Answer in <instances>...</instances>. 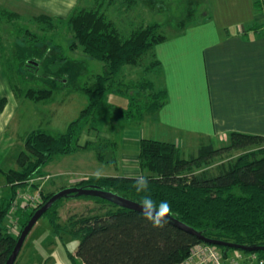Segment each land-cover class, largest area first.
<instances>
[{
  "label": "trees",
  "instance_id": "16d2710c",
  "mask_svg": "<svg viewBox=\"0 0 264 264\" xmlns=\"http://www.w3.org/2000/svg\"><path fill=\"white\" fill-rule=\"evenodd\" d=\"M147 2L151 3V7H156L151 0ZM255 4L264 11V0H257ZM22 17L16 12L0 8V20L13 21ZM31 21L46 33L57 29L60 22L68 24L73 31L71 50L81 48L86 56L104 64V72L95 76L94 84L77 85V89L88 96L89 102L80 116L69 124L67 131L56 134L42 129L32 131L26 137V149L18 156V168L5 171L0 165V174L5 177L11 189V196L0 202V264H6L23 228L35 211L57 192L45 194L41 190L43 200L38 205L32 209L17 208L15 215L21 228L18 236L6 224L18 203L19 192L30 187L31 180L42 175L49 163L59 156L71 155L80 149L94 150L102 163L116 160L118 142L101 136L97 126L102 116L101 105L109 93H119L128 98L126 109H115L127 124H140L146 116L160 111L169 100L167 90L157 87L163 69L154 48L169 37L161 32L162 24H142L123 35L102 6H83L81 1L66 19L40 14L32 17ZM260 29H264V24L249 28ZM42 37L27 30L21 42L17 43H22L21 46L27 49L23 69H20L22 73L27 70L35 73L43 63L49 72H44L45 76L41 79L54 80L51 88L13 89L16 93L20 90L24 97L36 101L50 99L54 90L70 85L67 73L53 74L56 70L53 64L64 59L62 55H51L59 46L46 36ZM147 59L149 64L144 72H151L155 78L126 81L124 69L127 66L138 67ZM6 102V97L0 99L1 111ZM85 130L90 133L94 131L98 135L95 139L80 143V136ZM234 150L244 152L230 162L228 167L210 175L203 171L205 164L212 162L224 151ZM139 164L146 173L136 177L87 176L74 186H95L140 203L144 196H150L156 205L168 203L169 207L161 209V212L170 214L208 238L241 245L264 246V136L231 132L226 146L216 148L213 144H204L198 154L190 158L183 157L181 148L173 142L143 138L140 142ZM139 177L147 178L148 192L137 191L136 181ZM39 187L33 186L38 192ZM72 198L93 200L105 209L98 212L92 210L90 214L70 218V234L79 241L76 255L70 254V257L74 261L81 260L82 264H179L195 245L202 243L171 220L159 217L148 219L142 211L89 195L61 198L43 215L48 217L54 233L60 234L63 230L59 212L61 204L65 199ZM153 220L160 223L155 224ZM215 246L222 250L225 257L238 251L246 255L256 253L259 259H264V250L248 252Z\"/></svg>",
  "mask_w": 264,
  "mask_h": 264
},
{
  "label": "rangeland",
  "instance_id": "374dc122",
  "mask_svg": "<svg viewBox=\"0 0 264 264\" xmlns=\"http://www.w3.org/2000/svg\"><path fill=\"white\" fill-rule=\"evenodd\" d=\"M80 1L83 6H102V9L106 10L107 16L116 23L123 35L128 34L134 27L139 25L158 22L162 24L161 32L170 36L183 31L187 25L211 19L214 15H216L219 22H229V28L234 30V20L238 19L235 15L232 16L233 13L228 11V4H220L218 11L213 10L212 2L214 0H151L153 5L155 4V8L150 6V2H147L150 0ZM224 1L228 3L230 0ZM22 16V18H16L13 21L0 20V89L2 87L6 89L3 92L0 90L2 96H7L9 93L7 88L9 87L26 90L29 87L51 88L54 86L52 84L54 80L45 78V81H43L41 79L42 76H45L44 72H49L43 63L39 71L35 73H29L28 70L25 71L26 73H22L23 70H20L23 69L22 63L24 57L27 56V49L21 46L22 43L19 45L17 43L21 42V38L26 34L27 30L36 32L43 37L46 36V38L52 40L53 44L59 46L57 50L52 51L51 55H62L64 59L62 61L59 60L57 64H53L56 70H54L55 73H52L54 75L67 73L66 76L69 78L70 85L54 90L50 99L40 101L24 97L20 90L17 93L16 91L14 92L19 106L15 119H13L8 128L7 133L9 136L11 135V138L6 143H0V165L5 171L18 168V156L26 149V137L32 131L42 129L55 134L67 131L69 124L80 116L81 111L89 102L88 96L78 90L77 85L94 84L95 76L104 72V64L102 62L86 56L81 48L75 51L71 50L70 42L73 37V31L68 24L60 22L57 29L46 33L38 25L32 23L31 18L33 16L28 14ZM40 50L43 52L42 48ZM148 64L149 61L147 59L143 60L138 67L127 66L124 69L126 81L143 77L151 79L152 73L144 72V69L147 71L146 67ZM52 73L50 74L53 75ZM67 78H65V82H67ZM107 105L106 100L101 105L102 116L99 118L97 126L100 128L101 136L104 137L103 133L106 134L108 131H112L111 138L117 140L119 133L117 132L116 134L115 131L120 129L125 123V119L111 121L112 126H110L106 118L110 117L112 112ZM116 111L114 110L113 114L116 113L115 115L118 118V112ZM87 132L85 130L80 136V143H85L87 140L84 137ZM94 133V131H91V135H94ZM90 139H94V137ZM155 139H158V137ZM228 142L229 138L227 141L218 140L215 146H218L217 148L224 147ZM197 148L198 146H192L189 150L182 148L183 157L190 158L198 154ZM243 152L244 150L224 151L212 162L205 164L203 171L209 175L219 173L222 168L228 167L230 162L236 160ZM94 154L96 155L94 150L80 149L73 155L59 156L55 161L47 165L42 175L31 180L30 187L19 192L18 203H16L6 222L10 229L17 236L19 235L21 228L15 212L17 208L32 209L42 202L41 190L45 194L58 192L59 188L57 189L54 186H62L66 182L71 181L72 178L76 182L93 173L98 175L101 172L108 173V171H111L114 174L117 171L115 166L109 167L106 164H102L95 158ZM119 155L120 151L118 150L117 164L120 163ZM59 167L65 169V172L61 173L62 175L54 170ZM46 170H51V174L56 173V176L45 174ZM79 170L87 171L78 174L77 171ZM34 185L41 187V189L39 187V192L35 191ZM92 210L96 212L105 211L99 203L93 200L65 199L59 209L62 232L60 234L54 233L48 217L43 216L28 235L15 264H82L81 260L76 259L74 261L70 257V254L76 255L79 244V241L70 234V218L71 216L80 217L90 214Z\"/></svg>",
  "mask_w": 264,
  "mask_h": 264
},
{
  "label": "crops",
  "instance_id": "0c3cea01",
  "mask_svg": "<svg viewBox=\"0 0 264 264\" xmlns=\"http://www.w3.org/2000/svg\"><path fill=\"white\" fill-rule=\"evenodd\" d=\"M79 1L0 0V8L33 17L48 14L67 18ZM256 1L212 2L213 10L217 11L220 4H228V11L238 18L233 19L234 30L229 28V22H219L214 15L211 19L185 26L183 31L155 45L154 52L163 69L157 87L167 90L168 103L155 115L146 116L140 124L124 123L115 131L119 133L116 141L120 163L115 160L102 164L115 166L117 171L98 175L136 177L146 173L139 164L143 138L158 137V140L175 143L181 150L198 146L199 151L204 144L215 146L218 140L227 141L231 132L264 136V29L249 30L256 24H264V11L257 8ZM0 90L6 91L3 87ZM7 91V96H2L0 92V99L7 98L3 110H0V143H6L11 138L7 132L19 106L13 88L9 87ZM105 100L112 112L106 119L112 126L111 121L121 119L113 111L126 109L129 100L115 92L109 93ZM87 133L84 136L87 139L96 138V132L94 135ZM111 134L112 131L103 133L106 138H111ZM95 158L98 160L96 155ZM54 170L60 175L65 172L63 167ZM86 171L79 170L77 173ZM45 174L56 176V173L51 174V170H46ZM93 175L96 174L90 176ZM77 182L72 178L62 186L54 187L60 190ZM10 196V186L0 174V202Z\"/></svg>",
  "mask_w": 264,
  "mask_h": 264
},
{
  "label": "water",
  "instance_id": "95a60500",
  "mask_svg": "<svg viewBox=\"0 0 264 264\" xmlns=\"http://www.w3.org/2000/svg\"><path fill=\"white\" fill-rule=\"evenodd\" d=\"M73 195H77V196H86V195L99 196V197L108 199V200H110V201L114 202L115 204H118L122 207L130 208L133 210L143 212L140 202H137V201L132 200L130 198H126L124 196H121V195L114 193V192H111V191L100 189V188L95 187V186H90V187L72 186V187H67V188L61 189L58 192H56L46 203H44L40 208H38L35 211L33 216L28 221L27 225L23 228V230H22V232H21V234L17 240L16 246H15L12 254L10 255L9 259L7 260L6 264H15L19 254H20V252L24 246V243H25L28 235L30 234V232L32 231L34 226L38 223V221L43 217V215L58 200H60L61 198H65V197L73 196ZM156 217L163 218L166 220H171L178 227H180L181 229H184L187 232L195 235L200 241H202L204 243H208L211 245H217V246H226V247H230V248H234V249H241V250L248 251V252H256L259 250H264V246L241 245V244H237V243L227 242L224 240H217V239L208 238L203 233H201L198 230H196L195 228L173 218L168 213H164V212L160 211V215L156 216Z\"/></svg>",
  "mask_w": 264,
  "mask_h": 264
},
{
  "label": "built area",
  "instance_id": "2783aa9c",
  "mask_svg": "<svg viewBox=\"0 0 264 264\" xmlns=\"http://www.w3.org/2000/svg\"><path fill=\"white\" fill-rule=\"evenodd\" d=\"M179 264H264V259H259L256 253L246 255L238 251L225 257L215 245L202 242L195 245Z\"/></svg>",
  "mask_w": 264,
  "mask_h": 264
},
{
  "label": "clouds",
  "instance_id": "9594fccd",
  "mask_svg": "<svg viewBox=\"0 0 264 264\" xmlns=\"http://www.w3.org/2000/svg\"><path fill=\"white\" fill-rule=\"evenodd\" d=\"M136 189L138 192L146 193L148 189V181L146 177H139L136 181ZM141 207L146 218L152 219L160 215L161 209H167L169 207L167 202H162L160 205H156L155 201L150 196H144L141 200ZM155 224H159L160 221L153 220Z\"/></svg>",
  "mask_w": 264,
  "mask_h": 264
}]
</instances>
